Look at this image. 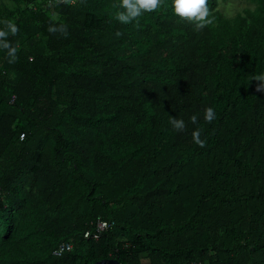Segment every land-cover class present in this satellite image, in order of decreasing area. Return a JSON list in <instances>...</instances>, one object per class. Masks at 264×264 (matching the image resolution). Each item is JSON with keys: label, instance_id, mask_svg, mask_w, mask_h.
I'll return each mask as SVG.
<instances>
[{"label": "trees", "instance_id": "1", "mask_svg": "<svg viewBox=\"0 0 264 264\" xmlns=\"http://www.w3.org/2000/svg\"><path fill=\"white\" fill-rule=\"evenodd\" d=\"M224 1L194 31L172 0L138 26L120 0H0V264H264V0Z\"/></svg>", "mask_w": 264, "mask_h": 264}, {"label": "clouds", "instance_id": "2", "mask_svg": "<svg viewBox=\"0 0 264 264\" xmlns=\"http://www.w3.org/2000/svg\"><path fill=\"white\" fill-rule=\"evenodd\" d=\"M83 3V0H80ZM52 7L59 6L61 4L76 6L77 0H49ZM172 5L175 14L183 21H187L193 25L194 31H202L205 27L212 25L215 21V16L209 7V0H172ZM164 6V0H120L118 5L114 7L122 9L116 13V19L122 24H129L136 22L139 25V17L145 12H154ZM234 9L232 5L225 7V16L231 18ZM47 31L52 34H60L64 38L69 35L68 25L60 22L61 17L59 13L53 12L50 18ZM3 27H0V50L6 51V58L9 64H14L18 61V43L14 44L9 40V37H15L18 35L20 29L18 25L12 20L0 21ZM123 33L116 32V36L119 37ZM252 80L258 81L256 85L257 92H264V74L255 75ZM216 118V113L213 107L209 106L204 110V120L207 123H211ZM192 124L198 123V117L192 115L190 117ZM170 124L177 132H183L186 129V123L183 119H177L173 117L170 120ZM203 129L200 127L195 128L192 131V140L195 144L203 148L206 145V140L201 139Z\"/></svg>", "mask_w": 264, "mask_h": 264}, {"label": "built area", "instance_id": "3", "mask_svg": "<svg viewBox=\"0 0 264 264\" xmlns=\"http://www.w3.org/2000/svg\"><path fill=\"white\" fill-rule=\"evenodd\" d=\"M49 3V0H47ZM14 99V95H11L9 101L12 102ZM22 136V135H21ZM108 222L104 219H98L95 225V230L91 233L93 237H97L99 232L107 226ZM90 234L89 230L84 232V236H88ZM71 248V242L69 240H64L60 242L54 249L53 253L61 254L64 250ZM189 264H202L200 261H190Z\"/></svg>", "mask_w": 264, "mask_h": 264}, {"label": "water", "instance_id": "4", "mask_svg": "<svg viewBox=\"0 0 264 264\" xmlns=\"http://www.w3.org/2000/svg\"><path fill=\"white\" fill-rule=\"evenodd\" d=\"M91 264H123L115 258L105 257L93 261Z\"/></svg>", "mask_w": 264, "mask_h": 264}, {"label": "rangeland", "instance_id": "5", "mask_svg": "<svg viewBox=\"0 0 264 264\" xmlns=\"http://www.w3.org/2000/svg\"><path fill=\"white\" fill-rule=\"evenodd\" d=\"M227 5H232L233 9H234V12H235L236 9H240L242 7V4L236 2L235 0H227V1H224L223 3H221V5H220L222 10L224 11V13H225V7Z\"/></svg>", "mask_w": 264, "mask_h": 264}]
</instances>
